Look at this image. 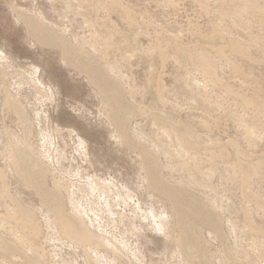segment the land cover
<instances>
[{
	"label": "rangeland",
	"instance_id": "1",
	"mask_svg": "<svg viewBox=\"0 0 264 264\" xmlns=\"http://www.w3.org/2000/svg\"><path fill=\"white\" fill-rule=\"evenodd\" d=\"M58 1H60V0H58ZM82 1L75 0V2H74L73 0H70V1L68 0L66 2V0H64L62 3H59V2H57V0H32L30 3V0H0V49L2 51H4V53H6L8 56H10L13 60L12 62H14V63H10V65H7V66L5 65V68H7V69H5L6 71L12 70V72H10V74H9L10 76H8V78H11V80L8 79L7 77L5 78V80L4 79L3 80L1 79L2 81L0 80V86H1L0 87L1 88L0 89V91H1L0 92V96H1V98H0V102H1L0 103V129L2 128L0 131L4 135L6 133L8 134V137H7V134L4 137V135L2 136V134L0 133V140H1L0 141V144H1L0 145V148H1L0 149V156H1L0 168L2 169L3 167L6 166L5 167L6 169L4 170V168H3V170L7 174V178H6L7 180L6 181L9 184V186L11 187L13 195H17V197L19 196L25 204L31 206L36 211V213L38 215L37 218H39L38 220L40 222V225H39L40 226V228H39L40 235L37 234V232H36V234L38 236L36 234H34L35 232L33 230H28V232L30 231V234L27 231L25 232L23 230H22V232L20 231V233L23 235V233L25 232L24 233L25 236L27 234H29L27 236V238L29 240H31V238H34L33 240H35L37 245L39 244V246H38V249H40L39 251L42 250L43 251V252L41 251L42 254L44 253L43 257L40 258L39 256L42 255L41 253L36 254V253L27 251L28 248L27 249H26V247L23 248V246L20 245L19 241H16L18 239H17V237H15L14 234H12V232L6 231V229H1V227H0V240H2V238H3L5 240H7L8 242H12L13 244L19 243V244H17V246H18L19 251L22 252V254H21V252H16V253H18V255L16 253L13 254L12 252L9 253L10 251H8V250H7V252H5L6 249L5 250L3 249L4 247L2 246V241H1L0 242L1 243L0 244V254H1L0 255V264H14V263L15 264H20V263L21 264H23V263L27 264L29 261L25 260L26 258H24V257H22L23 259L20 258L21 255H23V256L26 255L29 258H31L32 260L37 261V264H66V263L67 264H75V263L76 264H88V263L89 264L90 263L91 264H100V263L106 264L107 263V261H105L107 259H105V260L101 259L102 262L97 263V261L95 260V256H93L94 251H92V253H90L91 251H90V249H88L89 251H86V252H88V254L84 251V250H87V248H89V247L80 246L78 248V246H77V248L74 249V245H72L67 240L65 241V240L59 239L60 241H56L57 243L55 242V239H58L57 238L58 229H56V227L54 229V227L50 225L51 224L50 221L48 219H46V218H48L46 215L47 212L42 207L41 198H39L38 195L36 196V192L33 191L32 189H29L28 187L26 189L22 180L15 175L14 168L11 166L9 161L6 160V156L8 157V154L10 153V150H11V148H10V150H8L9 149L8 147L11 146L10 143L12 142L13 144L20 146V147L21 146L23 147L24 145L30 146L37 153L36 156L39 155L38 158H40L41 161H44L45 153H44V148H42L43 144H41V143H44L43 135L46 134V132H47L48 136L50 135V132H51V134H52L51 136L53 137L52 139H54L52 144L49 146L50 147L49 154H51V156L57 155L58 159L60 160L61 165L63 166V168H59V165L57 163L58 159H56V158H54V160L56 162L55 167L52 166L53 165L52 162H49V160H48L49 164H51L50 165L51 168H50V173L46 175L45 180L47 181L46 185L49 189L55 190V186H54L55 180H57V181L61 180V183H62L61 185H63L65 187V188L63 187V189H62L63 194H64V196H67L68 191L66 188H67V186H69V184H80V185L87 184V183H89V181H87V180H90L92 177V174H93V176L97 175L101 179H105V181H110V182L112 181V183L116 182L115 185H117L118 188H125L126 187V192H128V194L131 192L130 193L131 194L130 196L132 198L131 200H134V201L128 200V206H125L123 204L121 206L120 205L116 206L117 208H115V212L118 211V212H116V214L118 215V216L116 215V217H117L116 222H114V223L112 221H111L112 223L109 222L110 228L108 229L110 231L109 233H111V236H114V238L115 237L118 238L117 241H121L124 238L123 240H125V241L127 240L130 243V245L131 244L134 245L135 241L137 240V237L135 236V232H136L135 229H139V231H140L139 233L143 234L142 238H141L142 246H143L141 252L143 255L141 254V256L145 260L142 259V263H138V261L135 260L134 257H132L130 254H129V256L126 254L128 257H130L128 260L129 264H166V263L167 264H186V263L187 264H193V263L194 264H206V262H207V264L208 263L209 264H221V263L222 264H246V263L247 264L248 263L249 264L250 263L251 264H264V256H263L264 255L263 254L264 253V233H263L264 232V200H263L264 199V167H263V163L264 162H262V161H264V159H263L264 158V64H263L264 63V0H249V1L248 0H233V1H231V0H203L204 4H205V2H206V4H208V6L205 4V6L208 7V8L206 7L207 8L206 10L203 9V7H204L203 5H202L203 7H201V3L198 0H197V4L195 3L196 0L195 1L194 0H173V2H172V0L171 1L170 0L169 1L168 0H166V1L160 0L161 2L159 0H156V1L154 0V2H153V0H117V1L111 0V2L106 0V2L107 1L109 2V3L107 2L109 4V6L107 3H105V0H95V2L93 0H92V2H91V0H88V1H90L89 6L86 4V3H88L87 0L85 1V4H83L84 0H82ZM120 1L121 2L123 1V2L121 3ZM151 1H152V3H151ZM76 2H78V3L76 4ZM97 2H99V3L102 2V3L99 4ZM112 2H114V4ZM115 2H117V3L119 2L118 6H120L121 8H119V7L117 8L116 7L117 4ZM158 2H159V4L161 3L160 5H162V6L157 5ZM165 2L166 3L169 2L170 4L169 3L166 4ZM56 3L57 4L59 3L58 6ZM63 3H66L65 4L66 6ZM91 3L94 5H91ZM123 3H125V4H123ZM163 3H165V4H163ZM172 3H174L173 6H172ZM199 3H200V5H199ZM44 4H45V6H44ZM61 4H63V5L60 6ZM78 4H79V6L80 5L82 6V4H83V7H81V8L78 7V9L79 8L82 10L88 9L89 12H87L88 10L87 11L84 10L83 12H82V10H80V13H79L78 10H76ZM119 4H121V5H119ZM249 4L251 6L255 5L254 7H256V8H253L255 11L251 9L252 8L251 6L250 7L248 6ZM30 5H31V7H30ZM50 5H53V7H56L57 11L54 10L53 7ZM69 5H70V7H69ZM98 5H100V6L98 7ZM103 5H104V7H103ZM244 5H246V6H244ZM91 6L95 7V8H92ZM105 6H107L106 9H105ZM126 6H128V7H126ZM32 7H33V9H32ZM66 7L72 8L74 10H72V12H71L70 11L71 9H69V12H67L68 9ZM96 7H98V8H96ZM13 8H15V9H13ZM16 8H18L17 9L18 11L16 10ZM51 8H52V10H50ZM91 8H92V10H91ZM103 8H104V10H103ZM108 8H109V10H108ZM115 8H117L118 11H116ZM122 8L123 9L127 8V9H125V13L127 10H129L127 12L131 11L129 13V15H128V13H126L127 17L128 16H130V18H131V16H132V18L134 17L132 20L135 19L134 20L135 23L140 28L136 27L137 26L136 24H133L134 21L130 22L131 19L129 20V17L126 20V17H124L125 13H122V10H123ZM128 8H131V10ZM132 8H133V11H132ZM201 8L203 11L201 10ZM24 9L25 10L32 9V11H34V12L38 11L39 13L44 12L46 14V16L48 15L47 16L48 20L50 22H52L54 25L58 26V28L62 29V31H64L66 33V31L69 30V31H67L68 34L66 33L68 35L67 37L72 41H73V38L74 39L76 38V41L75 40L73 41L74 44H76L77 46H79V45L82 46L85 44L82 48L86 49V50L91 49L93 47L94 48L96 47L97 48L96 50L95 49L88 50V51L92 52L94 55L99 52L98 50L103 48L102 46L106 45V47H108L107 44H105V42H107L106 39L104 41V38H108L107 35H109V37H110L113 34L112 37H110V40L108 41V43L111 42V38H113V37L116 38L115 35H117V33L115 31H113V29L117 28L116 30H118L122 33L118 32V33H120L119 35H121V37H118L119 35H117L116 39H119V40L121 39V40L119 41V40H116L113 38L114 41L112 40V45L110 43V45L112 47H110V45H109L110 49L108 47V49L112 53H110L109 50H106L107 49L106 48L105 49L106 51H104V49H103V52L100 50L102 53L99 52L98 53L99 56H98V54L95 55V57H97L96 59L100 60V62L103 64L104 67H106L107 65H108L107 67H109L111 65L113 67H115L114 65H119V64H117L119 56H121V59H119V61H121L122 56L125 57V55H127L126 51L128 50L130 52V55H131L132 52L134 51L133 48L135 47L136 52L135 51L133 52V53H135V55H134L135 58L134 59L130 58L129 52L127 51L129 56L127 55L126 56L127 58H125V59L123 58L124 60H122L121 63L119 62L120 65L117 66L118 68L120 66L123 68V69L119 70V76L122 74V76H121L122 78L121 77L120 78H121L122 85L124 87V95H125L124 97L128 101V103H129L128 105L130 108L129 109L130 110V116H129L130 119L128 118L129 120L126 122L127 125L125 124L126 125L125 130L126 131L129 130L128 132L130 134H132V136H134L133 137L134 139H137L139 137L138 139L142 140L143 144L148 147V149L151 151L152 154L155 153L157 156H159V164H158V166L160 168L159 172L162 175L164 180L170 181L169 183L171 185L185 186L188 189L190 188L192 192L195 190L193 192V194H196L195 195L196 197L201 198V200L204 202V204L206 203L205 205L208 207V209H210L209 211L211 213L213 212L212 215L217 216L218 222L216 223L217 225H214V226L207 225V224L197 225L196 223L194 224L193 221L188 224V227L193 232V234H195V232H196L195 235L198 236V242H200L198 244V246H196L193 243L192 244L190 243L191 244L190 245V251L191 252L190 251L189 252L191 253V255L189 256V258H188V256L186 258L185 253L183 252V248L181 249L178 246V244H176L177 246L175 245L176 240H174V238L172 239L173 241L171 240L172 242L168 241L167 238L164 237V235L155 234V232L151 231V227L146 226L147 224L144 221L140 222L136 217H134L135 215L133 213V210H134V208L135 209L137 208V205L135 203H137L138 200H140L144 209L154 207V209L156 210V212H158V214L165 213L167 220L170 219V221H172V222H174L176 220V214H175V210L173 209L174 207L172 206L173 205L172 201L170 199H168L167 197L165 198V196H163L162 194H161L162 195L161 196L160 192H158V193H156L157 191L153 192V190L149 187V185L146 186V183H147L146 182V176H144L145 172H143V170H142V161L140 160V156H139L140 151L138 152V150L131 149V148L127 149V146L122 145L119 142L120 141L119 136L116 135L117 131L115 130V128L113 127L112 128L113 130L110 129L112 126L110 124L109 119L107 120V118H108V115L111 113L112 110L110 109L109 106L106 105V103L104 101H102V99L100 97L98 98L99 95H98V91H97L96 86L88 79V77H86L87 75L84 72H80L78 70L76 71L74 69H68L63 64L62 59H61L62 58L61 52L58 49L44 48V47H40V46L37 47V45L34 46L33 40H31L30 37L29 38L27 37L28 36L27 29L25 27H23L24 25H23L22 18H21L22 16L19 15V14L22 15ZM64 9L67 10V11H65L67 13V15L64 14L65 12L62 13V11H64ZM95 9L96 10L98 9L97 11L99 13H97V11ZM110 9L113 11L110 12ZM119 9L121 10V13H120ZM13 10H14V12H13ZM16 11H17V13H16ZM75 11H77V12H75ZM104 11L108 12L109 14H107ZM114 11H116V12L114 13ZM218 11L222 12L223 14L219 13ZM18 12H19V14H18ZM54 12H56V14ZM101 12L104 15H102ZM72 13H73V16H71ZM88 13H89V15H87ZM224 13H226V15H224ZM61 14H62V17L64 16L63 19L61 18ZM92 14H94V15H92ZM95 14H97V15H95ZM237 14H238V17L236 16ZM239 14H240V16H239ZM119 15L120 16L122 15V16L120 17ZM136 15H139V16H136ZM51 16H53V17H51ZM55 16H56L57 20L55 19ZM77 16L81 17V18H77ZM89 16H91L90 17L91 19L89 18ZM94 16H96V18L98 20L97 22L99 24L96 23V20H95L96 18ZM107 17H108V19H107ZM18 19L21 21H19ZM84 19H85V21H83ZM100 19H102V21ZM63 20H66V21H63ZM71 20L73 21V23L70 24V22H72ZM103 20H105V21H103ZM107 20H108V23L106 22ZM122 20L123 21L126 20V21H124V23H123ZM57 21H59L58 24H60V25H58L56 23ZM87 21H88L87 24L89 26H91L90 27L91 29L89 27H87L88 25L85 23ZM90 21H92V23L93 24L95 23L96 25L94 24V26H93L92 23L89 24ZM109 21H110V23H109ZM127 21H129L130 23ZM126 22H127V24H125ZM249 22L251 24H249ZM84 23L87 26H85ZM101 23H103V24H101ZM105 23L109 25V26L106 25V28L108 27L107 29L104 27ZM111 23L113 24V26ZM236 23H238L239 25ZM115 24L117 27H114ZM64 25L66 28L63 27ZM127 25H129V27H131V28H129ZM233 25H235V26H233ZM74 26H76V28ZM78 26H80V27H78ZM98 26H100V27H98ZM111 27H114V28L111 29ZM237 27L239 30L237 29ZM104 28L106 29L105 31H104ZM214 28H217L218 30L215 29L216 30L215 31ZM78 29H80V30H78ZM94 29H96V30H94ZM108 29H110L111 31H108ZM71 30H73V31H71ZM76 31H77V33H76ZM138 31L139 32L142 31V32L138 33ZM98 32H100V33H98ZM104 32H105V34H104ZM106 32H108V33L110 32V33L108 34ZM73 33L75 34V36ZM90 33L94 34V37L96 35L99 37V39H97V36L95 37L96 41H97L96 46L93 45V44H95L93 42V41H95V38L90 36V35H92ZM128 33H129V35H128ZM123 34H124L125 38L123 37ZM136 34H137V36H138V34L140 36H138V38L136 37V41H135V35ZM100 37H102V38H100ZM123 38H124V40L127 39V41L125 40V42L127 44L129 43L131 48L125 43L129 47V49H126L128 47L125 46L124 40H122ZM213 38H215V39H213ZM230 38H232V39L234 38L233 39L234 41L237 39L235 41L237 43V45L240 46V48L242 47L241 48L242 50L245 49V54L247 53L246 51H248V53L250 55H247L248 54L247 53L246 56H244L245 54L241 55L239 52H237L238 50H235V49H238L239 47L234 48V47H237V45H235L234 41ZM87 39H90V40H87ZM101 39L103 40V42ZM172 39H173V41H172ZM86 40L89 41L90 44L92 43L93 47L90 48V44H88L89 42H87V44L85 43ZM169 40H171V41H169ZM118 41L121 42L120 45L122 44L121 48L118 47L119 49H117V47H114V45H113L114 44L113 42H115L117 44ZM100 42H102V44ZM98 43H100V45ZM123 44L125 47L123 46ZM133 44H134V46H133ZM168 44H169V46H168ZM171 44H173V45H171ZM178 44H180L181 46ZM86 45H89V46H86ZM120 45H117V46H120ZM177 45H178V49H177ZM97 46H99V47H97ZM122 47H124V48H122ZM182 47H184V48H182ZM187 47H189V48L187 49ZM136 48L138 51L140 50L139 52H141L142 54H139V52L136 50ZM141 48H143V49H141ZM157 48H159V49H157ZM179 48H181V49H179ZM130 49H131V51H130ZM175 49H177V50H175ZM92 50H94V52ZM124 50H125V52H124ZM157 50H158V52H157ZM180 50H181V52L182 51L183 52L182 53L180 52L179 53L180 55H179L178 52ZM95 51H98V52H95ZM115 51H117L116 54L119 53L118 55H116V57H115ZM145 51H146V53H145ZM176 51H178V52H176ZM104 52H108L107 54H108L109 58L106 57L105 54H103ZM123 52H124V55H123ZM195 52H198L199 54L205 53L204 55H206V56L201 57L202 55L200 54L198 57V54L195 55ZM243 52H244V50H243ZM120 53H122V54L120 55ZM150 53H152V54H150ZM238 53L240 54L239 55L240 57L238 56ZM136 54H138L137 55L138 57L136 56ZM183 54H184V56H183ZM189 54L191 57L193 56L195 58H191L189 56ZM178 55L181 57H179ZM208 55L210 57H208ZM104 57H106V58H104ZM128 57L131 60H126V59H128ZM172 58H174V59H172ZM187 58H189V60ZM255 58L257 61L255 60ZM14 59L16 61H14ZM249 59L251 62H253V61L254 62L251 63L250 61H248ZM261 59H263V60L261 61ZM176 60L179 62H177ZM190 60L192 61V63ZM173 61H175V62H173ZM193 61H194L195 65L193 64ZM200 61H201V63H200ZM204 61L206 64L202 65L204 63ZM22 62H23V64H22ZM105 62H107V63H105ZM142 62H143V65L141 64ZM209 62H211V63H209ZM160 64H161V67H160ZM207 64L210 65V67L208 69H210L211 72L213 70L212 74L210 73V71H209V73L207 72V70H208L206 68ZM22 65H23V68L21 67ZM26 65H27V67H26ZM198 65H199V67H198ZM9 66H11L12 69H10ZM32 66H36L39 68L41 75H43L42 79H44V82L46 83V85L49 84L48 86L52 85V87H55L56 89H58V94H57L56 100L53 99L52 103L50 101L46 102L47 100L39 94L37 96L36 90L34 88V85L36 82L35 81H33V83L31 82L30 72H33L32 68H31ZM211 66H213L212 69H211ZM117 67H115L116 73H118ZM18 69L22 72V74ZM22 69H24V70H22ZM200 69L204 72H202ZM214 69H215V71H214ZM25 70H27V72ZM15 71L18 74L17 73L15 74ZM82 73L85 74L86 76L83 75ZM26 74L27 75L30 74V75L27 76ZM151 74H152V76H151ZM123 75L125 77H123ZM24 76H26V77L24 78ZM12 77H14V78H12ZM26 78H27V80H26ZM123 78H126V80ZM185 78H187V79H185ZM6 79L9 81H7ZM129 79H130V81H129ZM4 82L5 83L7 82L6 84H10V86L4 84ZM90 82H91V84H90ZM195 82H196V84H195ZM18 83H20V85ZM30 83H31V87H30ZM157 83H159V84L157 85ZM143 85H145V86H143ZM188 85H191L189 87L190 89L187 88ZM19 88H20V90H19ZM22 88H24L25 90ZM161 88H163L166 91H164ZM196 88H197V90H196ZM94 89H96V90H94ZM186 89H189V90H192L195 92L192 93V91H189ZM4 90L5 91L8 90V91L5 92ZM23 91H26V92H23ZM96 92H97V94H96ZM3 93H5V94H3ZM7 93H8V95H7ZM189 93H191V94H189ZM25 94H27V95H25ZM161 94H162V96H161ZM157 95L158 96L160 95V96L158 97ZM7 96H9V98ZM14 96L15 97L18 96V98L21 99V100H19L17 98L20 101L19 104L22 107H24L28 112L27 116L29 119V123L31 125V130L33 132L31 131V134L28 136L29 139L26 140L27 143L25 142V139L27 138V137H25L26 135L25 134H23L24 136L22 135V131L24 133V128L20 127L22 124L20 122H18L17 115H15V113H13L14 111H11V113L7 112L8 107H10V105H11V104L9 105L7 103L8 99H10L9 102H11L14 100V98H15ZM39 96H41V97H39ZM26 97L27 98L30 97V99L29 98L26 99ZM37 97H38V99H37ZM160 97H162V99L165 100V103L166 104L168 103V104L166 105L165 103H163V104H165L163 106V104H161L163 101H161ZM22 100H23V102H22ZM246 100L248 102L250 100L251 102L247 103ZM3 101L4 102L6 101L5 104L3 103ZM32 101L35 103H33ZM159 101H161V102H159ZM30 102L32 105L30 104ZM101 103L102 104L104 103L105 107L102 108L103 105ZM193 103H195V104H193ZM169 104L172 106L170 107ZM6 105H9V106L7 107ZM37 105H39V106H37ZM3 106H4V109H3ZM5 106H6V108H5ZM33 106H37V107H33ZM27 107H29L30 110ZM11 108H12V106H11ZM101 108L103 111L101 110ZM1 109L4 111L2 112ZM5 109H6V111H5ZM32 109H34V111ZM104 109L106 111V114H105ZM8 110H12V109L9 108ZM37 110H39V111H37ZM107 110H108V112H107ZM1 112H2V114H1ZM39 113L42 115V116L40 115L42 117V119H39V117H38ZM159 114H162L161 116L165 115L164 116V117H166L165 119L168 120L169 122H173V123L178 122L179 124L184 123V125L188 124L190 134L193 133V135L195 137H197V139L195 138L196 140L194 141V143L195 142L197 144L199 143L198 147L195 144L193 145L194 148L192 147L194 149V150L192 149L194 154L193 153L190 154L192 151L191 148H189L191 150L190 153L187 154V152H189V151H186L184 149H183L184 153H182V151H181L182 149L180 148V145L178 146L179 143L176 144V142L172 136L170 139H167L168 137L165 139L166 143H168V144H166L164 142L165 141L164 139H161L163 137L165 138L166 136H164L163 133H161V132H163V129L160 130L161 128H163V126H162L163 121L160 119L158 120ZM36 116L39 120L38 119L36 120V118H35ZM106 116H107V118H105ZM156 116H158V117H156ZM45 117L48 119H45ZM254 119H255V121H253ZM41 120H42V123H40ZM246 124H248V125H246ZM34 125H35V127H34ZM38 125H39V128H37ZM205 125H206V127H205ZM243 125H245V126H243ZM247 126L249 128H250V126H252L251 128H253V127L254 128L249 129ZM106 127H108V128H106ZM44 128H45V130H43ZM58 128H59V130H57V132L60 131L59 132L60 134L55 131ZM6 129L7 130L9 129L10 132L6 131ZM71 130L74 131V134L70 133ZM251 130L255 131V132L252 131L254 133V135L252 136L253 138H251V134H250V133H252ZM139 131H140V133L143 132L145 134V136L147 135V138L145 136L143 137V135H144L143 133H142L143 135L139 134ZM247 131H249L250 133L247 134ZM3 132H5V133H3ZM35 132H36L37 136L34 135ZM40 133L41 134L43 133L42 136ZM160 133L162 136H160ZM9 134L10 135L12 134V135L10 136ZM13 134H14V137L17 138V139L15 138L16 140L11 139V138H14V137H12ZM136 134H139V135H136ZM249 135H250L251 139L248 137ZM259 136H260V138H259ZM75 137H76V139H77V137H81L86 142L88 156H89L88 159H90L89 162L84 160L86 158L85 155H83V154L81 155L82 150L78 146V141L75 139ZM157 137H160L159 140H157L158 139ZM246 137H247V139H246ZM257 137H258V139H257ZM23 139H24V141L22 142ZM114 139H116V140H114ZM145 139H147L148 142ZM148 139H150L157 146L154 145V147H153V145H151L152 142ZM28 140H30V141H28ZM167 140H169L171 143L168 142ZM2 141H4V142H2ZM16 141H18L19 144H17ZM37 141L39 144L37 143ZM40 141H41V143H40ZM117 141H118V143H117ZM158 141H160V143H157ZM23 143H25V144H23ZM161 143H163V144L161 145ZM8 144L10 146H8ZM40 144H41V146H40ZM165 144L168 146H166ZM205 144H206V146H205ZM207 144H209V145H207ZM33 147H35V148L37 147V148L35 149ZM168 147H169V149L171 147L172 152H175V154L171 155L172 154L170 151L171 149L169 150ZM172 147H174V149L176 151L173 150ZM177 147H179V149H180L179 150L180 153L178 155H177V152H178ZM150 148H153V149L151 150ZM3 149L4 150L6 149V150L4 151ZM195 150H197L196 152L198 154H196ZM220 151L222 154L224 152L223 155L220 153L222 155V158H221V155L219 154ZM166 152H168V153L165 155ZM213 152H214V154H212ZM4 153H6V155ZM169 153H171L170 154L171 157H170V155L168 156ZM181 154H185V155L182 156ZM175 155L178 157H179V155L182 157H185L187 160L185 158L181 159V157L178 158ZM188 155H189V157H188ZM194 155L196 156V162L198 164H200V165L196 164L198 167V168L195 167L196 170L193 169L194 168L193 166H196V165H194L196 163ZM217 155H219V157ZM214 156H215L216 160L211 161L214 158ZM239 156H241V157H239ZM169 157L172 158L173 160L170 159ZM190 157L191 158L194 157V160H192V162L194 164L191 163ZM227 157H228V159H227ZM260 158H262V159H260ZM181 160H183V161H181ZM5 161H7V162H5ZM91 161H92V163H91ZM173 161H174L175 165H177L178 163L180 165H182V162L184 165L185 164L184 161H186L189 166L186 164L185 165L186 167H183V165L180 167V165L178 164V167H176L175 165H174V167H172ZM238 161H240L243 165H245L246 163L247 164L249 163L248 164L249 166L250 165L253 166L255 163L259 164L260 161H261L260 164H262V166L257 164L258 166H261L260 168L258 166H256V164L254 165V167L258 168L260 172L258 170H256L257 173L254 172L255 174L250 175L252 177L250 179L248 178L250 181L248 180L247 182H245V185L241 184L242 181L244 183V177H243L244 174H242V172L239 169H237L241 165L240 162H238ZM212 162H213V165H212ZM4 163H6V164H4ZM236 163H237V165H236ZM210 164H211V166H209ZM238 164H240V165H238ZM234 166L235 167L239 166V167L235 168ZM175 167H176V169H175ZM179 168H181L182 170H179ZM185 168H186V170H185ZM11 169H12V171H11ZM233 169L235 170V172ZM6 170H8V172ZM72 172L73 173L76 172L75 174L79 175L78 176L79 179L76 177H73L74 174ZM65 173H67V174H65ZM85 173H86V175H85ZM205 174L206 175L208 174V175L206 176ZM51 175L53 176V179H52ZM203 175H204V178H203ZM179 176H181V177L179 178ZM191 177H194V178L191 179ZM257 177H258V179L259 178L260 179L258 180ZM81 178H83V179H81ZM201 178H203V179L201 180ZM207 178H208V180H207ZM198 179L200 180V182ZM206 180L210 184L206 183V185H205L204 182H207ZM144 181H145V183H144ZM192 181H193V183L195 182L196 184L194 185L192 183ZM233 181H234V183H233ZM179 183H180V185H179ZM201 183H202V185H201ZM127 185H129V186H127ZM196 185H198V186H196ZM243 185L245 187H243ZM202 186H207V187H210L211 189H209L207 187L202 188ZM2 189H3V183L0 182V194L1 195H2V193H1ZM216 189H218V190L216 191ZM242 190L244 192H242ZM245 191L247 194L245 193ZM251 192H252V194H251ZM243 196H244V198H243ZM248 197H249V201H248ZM243 199H245V200L243 201ZM99 200L100 199H98L96 201V203L98 202L96 205L95 200L92 199L90 195H87L85 197L84 201L82 200L81 204H83L85 208L92 210L95 214H97L98 209H101V207L104 206L103 199L101 201H99ZM0 201H1V203H0V214H4L9 210L11 213L13 212V210H14L13 208H15V207H14L13 202L10 199L8 200V198L6 199V196L2 195V196H0ZM210 201H212L213 203L215 202L216 204L214 205ZM255 201H256V203H255ZM6 203H7V205H6ZM153 203L155 206L153 205ZM69 206L70 205L68 204L67 209L69 208V211H70V209L72 211L71 206L70 207ZM214 206H215V208H217V207L218 208L215 209ZM229 206H231V207H229ZM258 206H260V207H258ZM5 207H6V209H7V207L9 209H7V211H5V209H4ZM229 208H231V209L229 210ZM163 209H164V211H161ZM222 209H224V211ZM225 210H226V212H225ZM159 212H161V213H159ZM247 212H248V214H247ZM243 213H245V215ZM90 215L91 216L93 215L92 218L95 222L97 220V217L92 213H90ZM107 215L108 214H105V215L102 214L101 217L98 216L99 219H102L100 221L101 224L108 225ZM119 215H124L123 216L124 219H119L118 218V217H120ZM243 216H245V217H243ZM171 218H173V219H171ZM132 221H133V224H131ZM250 222H252V225L255 226L254 228H257V229H254L252 225L248 226L250 224ZM151 223H152V221H151ZM172 224L174 225V223H172ZM106 225H104V226H106ZM194 225H196V226H194ZM231 225H235L236 227L234 228V226L232 227ZM141 226H143L144 230L142 229ZM144 227H146V228H144ZM214 227L216 229H214ZM248 227H251V228H248ZM231 228H234V230L232 229L234 233H231L232 232ZM176 229H174V232H173L175 239L178 238V236H179V231H178V229L177 230ZM251 229H252V231H251ZM253 230H255L254 231L255 235H254ZM246 231H248V232H246ZM31 232H32V234H31ZM218 232L220 235L223 236V238L221 237L222 239L219 238ZM250 232H252V233L250 234ZM256 232H257V234H256ZM1 235H3V236L1 237ZM12 235H14V237ZM31 235L32 236L34 235V236L32 237ZM35 235L39 238H36ZM4 236H5V238H4ZM30 236H31V238H29ZM58 236L60 238L61 235L58 234ZM249 236H250V238H249ZM45 239H46V241H45ZM203 241H205V242H203ZM225 242H227V243H225ZM51 243H53V244H51ZM117 244H118V242H117ZM62 245H63V247H62ZM118 246L121 247L120 244ZM248 247H249V249H248ZM72 249H74V250H72ZM255 250H257V251H255ZM192 251H193V253H192ZM253 251L255 253H253ZM172 252H173V254H172ZM196 252L198 254H196ZM223 252H225V254ZM179 253L180 254L183 253V254L180 255ZM170 254H172V255H170ZM221 254L223 256H221ZM87 255H88L89 259L87 258ZM178 255H180V257H182L183 260ZM196 255H199V256L196 257ZM228 255H230L229 258H228ZM45 256H47V257H45ZM85 256H86V258H85ZM91 256H92V259L90 258ZM105 256H108L111 259L113 258L112 254H106ZM232 257H233V259H231ZM235 258L237 259V261ZM90 259L92 261H90ZM206 259H207V261H206ZM93 260H94V262H93ZM131 260H133V261H131ZM239 261H240V263H238Z\"/></svg>",
	"mask_w": 264,
	"mask_h": 264
},
{
	"label": "bare ground",
	"instance_id": "2",
	"mask_svg": "<svg viewBox=\"0 0 264 264\" xmlns=\"http://www.w3.org/2000/svg\"><path fill=\"white\" fill-rule=\"evenodd\" d=\"M31 1L32 0H30V3H31ZM62 0H60V1H58L57 0V2H59V3H62L61 2ZM68 0H66V2H67ZM70 1V0H69ZM74 2H75V0H73ZM80 1H82V0H80ZM85 1L86 0H84V3L83 4H85ZM88 1V0H87ZM94 2H95V0H93ZM108 1H110L111 2V0H108ZM107 1V2H108ZM115 1H117V0H115ZM156 1V0H155ZM160 1V0H159ZM164 1V0H163ZM166 1V0H165ZM169 1V0H168ZM171 1V0H170ZM195 1V0H194ZM200 3H201V7H203V9H207L208 7V4H206V2H205V4L207 5V6H205V4H204V2H203V0H198ZM231 1H233V0H231ZM249 1V0H248ZM34 2V1H33ZM43 2V1H42ZM48 2V1H47ZM46 2V3H47ZM51 2V1H50ZM83 2V1H82ZM90 1H88V3H89ZM91 2H92V0H91ZM106 2V0H105V3H107ZM121 2V1H120ZM123 2V1H122ZM121 2V3H122ZM153 2H154V0H153ZM161 2V1H160ZM172 2H173V0H172ZM40 3V2H39ZM58 3V4H59ZM69 3V2H68ZM78 2H76V4H77ZM88 3H86L88 6L90 5V3L88 4ZM97 3H99V2H97ZM102 3V2H101ZM101 3H99V4H101ZM109 3V2H108ZM107 3V4H108ZM113 4H114V2H112ZM116 4H117V8L119 7V8H121L120 6H118V3L117 2H115ZM151 3H152V1H151ZM166 3V2H165ZM165 3H163V4H165ZM167 3H169V2H167ZM166 3V4H167ZM196 4H197V0H196V2H195ZM194 3V4H195ZM200 3H199V5H200ZM28 4V3H27ZM34 4V3H33ZM54 4V3H53ZM57 4V3H56ZM58 4H57V6H58ZM64 5L66 4V3H63ZM63 4H61L60 6H62ZM70 4V3H69ZM83 4H82V6L80 5L79 6V4H78V6H77V9L76 10H78V12L80 13V10H82V9H80L81 7H83ZM96 4V3H95ZM104 4V3H103ZM112 4V5H113ZM123 4H125V3H123ZM161 4V3H160ZM159 4V2L157 3V5H160ZM170 4V3H169ZM176 4V3H175ZM55 5V4H54ZM91 5H94V4H92L91 3ZM119 5H121V4H119ZM174 5V3H172V6ZM198 5V6H199ZM203 5V6H202ZM34 6V5H33ZM44 6H45V4H44ZM47 6V5H46ZM49 6V5H48ZM50 6H52L53 7V5H50ZM66 6V5H65ZM72 6V5H71ZM100 5H98V7H99ZM108 6H109V4H108ZM123 6V5H122ZM160 6H162V5H160ZM244 6H246V5H244ZM249 7L251 6L250 4L248 5ZM255 6V5H254ZM254 6H251L252 8V10H254L253 8H256V7H254ZM30 7H31V5H30ZM42 7V6H41ZM64 7V6H63ZM62 7V8H63ZM68 7V6H67ZM66 7V8H67ZM69 7H70V5H69ZM78 7H80L79 9H78ZM87 7V6H86ZM92 7V6H91ZM98 7H96V8H98ZM102 7V6H101ZM103 7H104V5H103ZM106 7L107 6H105V9H106ZM112 7V6H111ZM126 7H128V6H126ZM207 7V8H206ZM37 8V7H36ZM35 8V9H36ZM39 8V7H38ZM49 8V7H48ZM59 8V7H58ZM88 8V7H87ZM92 8H95V7H92ZM92 8H91V10H92ZM110 8V7H109ZM109 8H108V10H109ZM114 8V7H113ZM117 8H115L116 9V11H118L117 10ZM124 8V7H123ZM122 8V9H123ZM13 9H15V8H13ZM18 8H16V10H17ZM20 9V8H19ZM32 9H33V7H32ZM32 9H28V10H23V13H22V15L21 14H19V12H18V14L20 15V16H22L21 18H22V22H23V27H25L26 29H27V34H28V38L30 37V39L31 40H33V44H34V46H36L37 45V47L38 46H40V47H44V48H54V49H58L60 52H61V59H62V62H63V64L68 68V69H74V70H78V71H80V72H84L85 74H83V75H85L86 77H88V79L96 86V88H97V91H98V98L100 97L101 99H102V101H104L105 103H106V105L107 106H109L110 107V109L112 110L111 111V113L108 115V118H107V116L105 117V118H107V120L109 119V121H110V124H111V128L110 129H112L113 127L115 128V130L117 131V136H119V142L122 144V145H125V146H127V149L128 148H131V149H135V150H138V152L140 151V154H139V156H140V160L142 161V170H143V172H145V175L144 176H146V186H148L149 185V187L153 190V192H155V191H157L156 193H158V192H160V195L162 194L163 196H165V198L167 197L168 199H170L171 201H172V203H173V209L175 210V214H176V220L174 221V222H172V221H170V219L169 220H167V218H166V216H165V213H162V214H158V212H156V210L154 209V207H150V208H146V209H144V207H143V205H142V203H141V201L140 200H138V202L137 203H135L136 205H137V208L135 209L134 208V210H133V213H134V217H136L140 222H142V221H144L147 225V227H151V231H153V232H155V234H161V235H164V237L165 238H167V240L168 241H171L173 238H174V240H176V243H175V245L176 244H178V246L182 249L183 248V252L185 253V256H186V258H187V256H188V258H189V256L191 255V251H190V245L193 243V244H195L196 246H198V244L200 243V242H198V236L197 235H195L196 234V232H195V234H193V232L189 229V227H188V224L190 223V222H192L193 221V223L195 224H197V225H199V224H207V225H212V226H214V225H217L216 223L218 222V220H217V216H215V215H212V213L209 211L210 209H208V207L204 204V202L201 200V198H199V197H196L195 195L196 194H193V192L195 191H191V189L189 188H186L185 186H178V185H171L169 182L170 181H167V180H164L163 179V177H162V175L160 174V172H159V166H158V164H159V156H157L155 153V155L154 154H152L151 153V151L148 149V147L146 146V145H144L143 144V142H142V140H140V139H138L137 137V139H134L133 137L134 136H132V134H130L128 131H126L125 130V126L127 125V121L130 119L129 118V116H130V108H129V103H128V101L125 99V95H124V87H123V85H122V82H121V76H122V74L119 76V70H121V69H123L121 66V68L119 67H117V66H119L120 65V63L122 62V60H124L125 58H127L126 56L128 55V52L126 51V53H127V55H125V57L124 56H122V60L121 61H119V59H121V56H119V58H118V63L117 64H119V65H114L115 67H117V72L118 73H116V68L115 67H113L112 65V67L111 66H109V67H107L106 65V67H104L103 66V64L100 62V60H97L96 58L97 57H95V55L96 54H98L99 52H103V49H104V51H106V50H109L110 49V47H112L111 45H112V40H113V38H111V42H109L108 43V41L110 40V37H112V35L109 37V35H107L108 36V38H104V41H105V39H106V41L107 42H105V44H107V46L109 47V45H110V43H111V45H110V47H109V49H108V47H106V45H104V46H102L103 48H101L100 50H98V51H95V52H98V53H96L95 55L92 53V52H90V51H88V50H91V49H97L96 47L94 48L93 46H92V43L90 44V42L89 41H87V40H90V39H87L86 40V44H87V42H89L88 44H90V48L91 47H93V48H91V49H88V50H86V49H83L82 47L85 45H82V46H77L76 44H74L73 43V41L75 40L76 41V38L74 39L73 37V41L72 40H70L67 36V31H69V30H67L66 31V33L64 32V31H62V29H60V28H58V26H56V25H54L52 22H50L49 20H48V18H47V16H46V14L44 13V12H34V11H32ZM53 9L54 10H56L57 11V8L56 7H53ZM68 9V11L67 10H65L64 9V11H62V13L63 12H65V11H67V12H69V9H71L70 11L72 12V10H74V9H72V8H67ZM90 9V8H89ZM101 9V8H100ZM125 9H127V8H125ZM125 9H123L122 10V13H125ZM128 9H130L131 10V8H128ZM218 9V8H217ZM216 9V10H217ZM22 10V9H21ZM50 10H52V8L50 9ZM84 10H88V9H84ZM84 10H82V12L84 11ZM96 10V9H95ZM98 10V9H97ZM96 10V11H97ZM103 10H104V8H103ZM120 10V9H119ZM201 10H202V8H201ZM204 10V11H205ZM222 10V9H221ZM235 10V9H234ZM260 10V9H259ZM18 11V10H17ZM17 11H16V13H17ZM100 11V10H99ZM107 11V10H106ZM106 11H104V12H106ZM111 11H113V10H111L110 9V12ZM116 11H114V13L116 12ZM127 11H129V10H127ZM126 11V13H128V15H129V13L131 12H127ZM132 11H133V8H132ZM203 11V10H202ZM209 11V10H208ZM255 11V10H254ZM13 12H14V10H13ZM75 12H77V11H75ZM74 12V13H75ZM87 12H89V10L87 11ZM86 12V13H87ZM138 12V11H137ZM201 12V11H200ZM219 12V11H218ZM247 12V11H246ZM55 14H56V12H54ZM61 13V12H60ZM85 13V12H84ZM92 13V12H91ZM97 13H99L98 11H97ZM102 13V12H101ZM107 14H109L108 12H106ZM120 13H121V10H120ZM125 13V16L124 17H126V20L128 19V17H129V20L131 19V21L130 22H133L134 20H132L133 18H132V16H131V18H130V16H128L127 17V14ZM219 13H221V14H223L222 12H219ZM65 15H67V13L65 12L64 13ZM63 14V15H64ZM77 14V13H76ZM106 14V15H107ZM134 14V13H133ZM141 14V13H140ZM213 14V13H212ZM217 14V13H216ZM18 15V16H19ZM59 15V14H58ZM78 15V14H77ZM87 15H89V13L87 14ZM91 15V14H90ZM92 15H94V14H92ZM95 15H97V14H95ZM102 15H104L103 13H102ZM112 15V14H111ZM114 15V14H113ZM124 15V14H123ZM218 15V14H217ZM224 15H226V13H224ZM71 16H73V13H72V15ZM108 16V15H107ZM120 16V15H119ZM122 16V15H121ZM120 16V17H121ZM136 16H139V15H136ZM141 16V15H140ZM143 16V15H142ZM219 16V15H218ZM237 17H238V14L236 15ZM239 16H240V14H239ZM51 17H53V16H51ZM59 17V16H58ZM64 17V16H63ZM63 17H62V14H61V18L63 19ZM75 17V16H74ZM88 17V16H87ZM91 16H89V18H90ZM95 18H96V16H94ZM106 17V16H105ZM220 17V16H219ZM236 17V18H237ZM242 17V16H241ZM240 17V18H241ZM20 18V17H19ZM77 18H81V17H78L77 16ZM86 18V17H85ZM88 18V19H89ZM207 18V17H206ZM222 18V17H221ZM226 18V17H225ZM55 19H56V16H55ZM68 19V18H67ZM76 19V18H75ZM74 19V20H75ZM91 19V18H90ZM107 19H108V17H107ZM121 19V18H120ZM231 19V18H230ZM242 19V18H241ZM19 20V19H18ZM51 20V19H50ZM57 20V19H56ZM94 20V19H93ZM96 20V23H98L97 21V18L95 19ZM101 21H102V19H100ZM126 20H124V21H126ZM19 21H21V20H19ZM63 21H66V20H63ZM72 21V20H71ZM83 21H85V19L83 20ZM103 21H105V20H103ZM124 21L122 20V22L124 23ZM236 21V20H235ZM54 22V21H53ZM62 22V21H61ZM79 22V21H78ZM107 23H108V20L106 21ZM127 22H129V21H127ZM127 22L125 23V24H127ZM129 22V23H130ZM244 22V21H243ZM57 24L59 23V21H57L56 22ZM63 23V22H62ZM61 23V24H62ZM71 23H73V21L72 22H70V24ZM86 24L88 23V21L87 22H85ZM85 23H84V25H85ZM92 23V21H90V23L89 24H91ZM109 23H110V21H109ZM235 23V22H234ZM242 23V22H241ZM69 24V23H68ZM77 24V23H76ZM75 24V25H76ZM93 24V23H92ZM95 24V23H94ZM94 24H93V26H94ZM99 24V23H98ZM101 24H103V23H101ZM112 24V23H111ZM120 24V23H119ZM133 24H136L135 23V21H134V23ZM132 24V25H133ZM210 24V23H209ZM236 24H238V23H236ZM249 24H251L250 22H249ZM58 25H60V24H58ZM83 25V24H82ZM88 25V24H87ZM87 25H85V26H87ZM96 25V24H95ZM105 26V28H106V25H108V24H104ZM130 25V24H129ZM129 25H127L128 27H129ZM137 25V24H136ZM135 25V26H136ZM239 25V24H238ZM237 25V26H238ZM101 26V25H100ZM100 26H98V27H100ZM109 26V25H108ZM111 26V25H110ZM112 26H113V24H112ZM131 26V25H130ZM233 26H235V25H233ZM62 27V26H61ZM63 27H65V25L63 26ZM62 27V28H63ZM70 27V26H69ZM75 28H76V26H74ZM78 27H80V26H78ZM87 27H91V26H87ZM102 27V26H101ZM114 27H117L116 26V24H115V26ZM114 27H111V29L112 28H114ZM132 27V26H131ZM131 27H129V28H131ZM136 27H138V25L136 26ZM217 27V26H216ZM226 27V26H225ZM66 28V27H65ZM72 28V27H71ZM104 28V31L108 28H106L105 29ZM138 28H140V27H138ZM213 28V27H212ZM219 28V27H218ZM248 28V27H247ZM81 29V28H80ZM80 29H78V30H80ZM91 29V28H90ZM99 29V28H98ZM117 29V28H116ZM115 28L113 29V31H115L116 33H117V35H119L120 33H122V32H120V31H118V30H116ZM134 29V28H133ZM136 29V28H135ZM218 30L217 28H214V30ZM234 29V28H233ZM237 29H238V27H237ZM76 30V29H75ZM93 30V29H92ZM91 30V31H92ZM94 30H96V29H94ZM102 30V29H101ZM139 30V29H138ZM215 30V31H216ZM223 30V29H222ZM239 30V29H238ZM71 31H73V30H71ZM90 31V30H89ZM108 31H111L110 29H108ZM123 31V30H122ZM221 31V30H220ZM101 32V31H100ZM100 32H98V33H100ZM118 32H120V33H118ZM132 32V31H131ZM140 32H142V31H140ZM139 31H138V33H140ZM76 33H77V31H76ZM96 33V32H95ZM97 33V34H98ZM106 33H108V32H106ZM110 33V32H109ZM108 33V34H109ZM223 33V32H222ZM74 34V33H73ZM90 34H92V33H90ZM104 34H105V32H104ZM217 34V33H216ZM215 34V35H216ZM96 35V34H95ZM117 35H115V37L117 38ZM128 35H129V33H128ZM160 35V34H159ZM212 35V34H211ZM218 35V34H217ZM74 36H75V34H74ZM90 36H92L93 38H95L94 37V34H92V35H90ZM138 36H140L139 34H138ZM138 36H137V34L135 35V41H136V37L138 38ZM147 36V35H146ZM230 36V35H229ZM105 37V36H104ZM118 37H121V35H119ZM123 37H124V34H123ZM134 37V36H133ZM172 37V36H171ZM176 37V36H175ZM210 37V36H209ZM212 37V36H211ZM214 37V36H213ZM79 38V37H78ZM92 38V39H93ZM100 38H102V37H100ZM116 38H114V39H116ZM125 38V37H124ZM124 38L122 39V40H124ZM217 38V37H216ZM29 39V40H30ZM80 39V38H79ZM97 39H99V37L97 36ZM133 39V38H132ZM171 39V38H170ZM181 39V38H180ZM212 39V38H211ZM213 39H215V38H213ZM230 39H232V38H230ZM234 39V38H233ZM232 39V40H233ZM236 39V38H235ZM30 40V41H31ZM94 40V39H93ZM92 40V41H93ZM102 40V39H101ZM116 40H119V39H116ZM115 40V41H116ZM121 40V39H120ZM119 40V41H120ZM126 41H127V39H125ZM125 40H124V44L126 43L125 42ZM134 40V39H133ZM175 40V39H174ZM210 40V39H209ZM208 40V41H209ZM237 40V39H236ZM235 40V41H236ZM83 41V40H82ZM81 41V42H82ZM114 41V40H113ZM117 42V44L115 43V42H113L114 44V47H117V49H119L118 47H120L121 48V46H122V44L120 45V43L121 42ZM157 41V40H156ZM169 41H171V40H169ZM172 41H173V39H172ZM212 41V40H211ZM210 41V42H211ZM234 41V40H233ZM234 41V43H235V45H237V43ZM95 44H93L94 46H96V38H95V41H93ZM102 42H103V40H102ZM102 42H100L101 44H102ZM204 42V41H203ZM100 43H98L99 45H100ZM174 43V42H173ZM179 43V42H178ZM231 43V42H230ZM233 43V42H232ZM97 44V45H98ZM124 44H123V46H124ZM127 44V43H126ZM125 44V46L126 47H130V45H129V43L126 45ZM156 44V43H155ZM158 44V43H157ZM260 44V43H259ZM117 45H120V46H117ZM171 45H173V44H171ZM178 45H180V44H178ZM178 45H177V49H178ZM233 45V44H232ZM86 46H89V45H86ZM124 46V47H125ZM133 46H134V44H133ZM168 46H169V44H168ZM181 46V45H180ZM97 47H99V46H97ZM113 47V48H114ZM124 47H122V48H124ZM129 47L128 48H126V49H129ZM167 47V46H166ZM171 47V46H170ZM175 47V46H174ZM200 47V46H199ZM203 47V46H202ZM240 48V46H238L237 45V47H234V48ZM107 48V49H106ZM131 48V47H130ZM182 48H184V47H182ZM189 47H187V49H188ZM198 48V47H197ZM196 48V49H197ZM223 48V47H222ZM235 49V50H238L237 52H239L241 55H244L245 54V49H243L244 50V52H243V50L240 48V49ZM42 49V48H41ZM106 49V50H105ZM116 49V50H117ZM134 49V51H135V47L133 48ZM132 49V50H133ZM141 49H143V48H141ZM151 49V48H150ZM157 49H159V48H157ZM174 49V48H173ZM177 49H175V50H177ZM179 49H181V48H179ZM195 49V48H194ZM247 49V48H246ZM122 50V49H121ZM120 50V51H121ZM136 50H137V48H136ZM183 50V49H182ZM233 50V49H232ZM242 50V51H241ZM93 52H94V50H92ZM119 51V52H120ZM130 51H131V49H130ZM133 51V52H134ZM138 51V50H137ZM140 51V50H139ZM138 51V52H139ZM150 51V50H149ZM153 51V50H152ZM185 51V50H184ZM188 51V50H187ZM186 51V52H187ZM196 51V50H195ZM101 52V53H102ZM109 52H110V50H109ZM116 52L117 51H115V57H116V55H118V54H116ZM124 52H125V50H124ZM124 52H123V55H124ZM132 52V54L130 55V52H129V55H130V58H135V53H133ZM136 52V51H135ZM154 52V51H153ZM157 52H158V50H157ZM161 52V51H160ZM165 52V51H164ZM176 52H178V51H176ZM181 52V50L178 52V54ZM183 52V51H182ZM181 52V53H182ZM242 52V53H241ZM247 53H248V51H246ZM108 52H104L103 54H105L106 55V57H108V54H107ZM110 53H112V52H110ZM114 53V52H113ZM145 53H146V51H145ZM149 53V52H148ZM162 53V52H161ZM185 53V52H184ZM190 53V52H189ZM238 53V56L240 55ZM246 53V54H247ZM122 53H120V55H121ZM139 54H142L141 52H139ZM150 54H152V53H150ZM155 54V53H154ZM157 54V53H156ZM167 54V53H166ZM174 54V53H173ZM192 54V53H191ZM198 54V57H199V55L201 54H199L198 52H195V55H197ZM205 53H203V54H201L202 56L201 57H205L206 55H204ZM235 54V53H234ZM237 54V53H236ZM246 54L244 55V56H246ZM104 55V56H105ZM114 55V54H113ZM128 55V56H129ZM138 54H136V56H137ZM146 55V54H145ZM160 55V54H159ZM164 55V54H163ZM180 55V54H179ZM178 55V56H179ZM186 55V54H185ZM204 55V56H203ZM210 55V54H209ZM208 55V57H210ZM247 55H250L249 53L247 54ZM98 56H99V54H98ZM132 56V57H131ZM153 56V55H152ZM165 56V55H164ZM167 56V55H166ZM169 56V55H168ZM183 56H184V54H183ZM182 56V57H183ZM187 56V55H186ZM185 56V57H186ZM189 56H190V54H189ZM237 56V55H236ZM103 57V56H102ZM106 57H104V58H106ZM138 57V56H137ZM136 57V58H137ZM140 57V56H139ZM146 57V56H145ZM149 57V56H148ZM177 57V56H176ZM179 57H181V56H179ZM188 57V56H187ZM191 57V56H190ZM200 57V58H201ZM215 57V56H214ZM217 57V56H216ZM240 57V56H239ZM250 57V56H249ZM109 58V57H108ZM124 58V59H123ZM147 58V57H146ZM160 58V57H159ZM158 58V59H159ZM165 58V57H164ZM169 58V57H168ZM191 58H195V57H191ZM246 58V57H245ZM254 58V57H253ZM150 59V58H149ZM152 59V58H151ZM170 59V58H169ZM172 59H174V58H172ZM176 59V58H175ZM188 60H189V58H187ZM197 59V58H196ZM205 59V58H204ZM207 59V58H206ZM241 59V58H240ZM244 59V58H243ZM247 59V58H246ZM104 60V59H103ZM102 60V61H103ZM126 60H131V59H129V57H128V59H126ZM137 60V59H136ZM166 60V59H165ZM168 60V59H167ZM218 60V59H217ZM245 60V59H244ZM255 60H256V58H255ZM263 59H261V61H262ZM13 60H12V58L10 57V56H8L6 53H4V51H2L1 49H0V80L2 79H4L5 80V78L7 77L8 78V76H10L9 74H10V72H12V70L11 71H6L5 69H7V68H5V65L7 66V65H10V63H14V62H12ZM14 61H16L15 59H14ZM18 61V60H17ZM105 61V60H104ZM140 61V60H139ZM148 61V60H147ZM153 61V60H152ZM162 61V60H161ZM164 61V60H163ZM177 61V60H176ZM183 61V60H182ZM191 61V60H190ZM199 61V60H198ZM203 61V60H202ZM215 61V60H214ZM248 61H250V59L248 60ZM257 61V60H256ZM19 62V61H18ZM27 62V61H26ZM115 62V61H114ZM120 62V63H119ZM173 62H175V61H173ZM177 62H179V61H177ZM251 62V61H250ZM254 62V61H253ZM253 62H251V63H253ZM7 63V64H6ZM105 63H107V62H105ZM113 63V62H112ZM116 63V62H115ZM139 63V62H138ZM150 63V62H149ZM163 63V62H162ZM191 63H192V61H191ZM196 63V62H195ZM200 63H201V61H200ZM203 63V62H202ZM209 63H211V62H209ZM22 64H23V62H22ZM142 65H143V62L141 63ZM147 64V63H146ZM152 64V63H151ZM177 64V63H176ZM181 64V63H180ZM193 64H194V61H193ZM192 64V65H193ZM204 64H206L205 63V61H204V63L202 64V65H204ZM213 64V63H212ZM264 64V63H263ZM15 65V64H14ZM110 65V64H109ZM195 65V64H194ZM200 65V64H199ZM199 65H198V67H199ZM31 66V65H30ZM187 66V65H186ZM22 68H23V65L21 66ZM26 67H27V65H26ZM29 67V66H28ZM153 67V66H152ZM151 67V68H152ZM160 67H161V64H160ZM164 67V66H163ZM181 67V66H180ZM205 67V66H204ZM210 67V65L209 64H207V69ZM212 67L213 66H211V69H212ZM9 68L10 69H12L11 68V66H9ZM32 68V70H33V72H30V74H31V82L33 83V81H35L34 83H35V85H34V88H35V90H36V93H37V96H38V94L39 95H41L43 98H45L47 101L46 102H48V101H50L51 103L53 102V99H55L56 100V97H57V94H58V89H56L55 87H52V85L51 86H48V85H46V83L44 82V79H42V76L43 75H41V73H40V70H39V68L38 67H36V66H32L31 67ZM188 68V67H187ZM201 68V67H200ZM205 68V69H206ZM17 69V68H16ZM28 69V68H27ZM189 69V68H188ZM19 70V69H18ZM22 70H24V69H22ZM149 70V69H148ZM152 70V69H151ZM187 70V69H186ZM201 70V69H200ZM217 70V69H216ZM14 71V70H13ZM20 71V70H19ZM18 71V72H19ZM26 72H27V70H25ZM153 71V70H152ZM202 71V70H201ZM209 71H210V73L212 74V72H213V70H212V72H211V70L210 69H208L207 70V72L209 73ZM214 71H215V69H214ZM21 72V71H20ZM202 72H204V71H202ZM17 72L15 71V74H16ZM123 73V72H122ZM13 74V73H12ZM18 74V73H17ZM21 74H22V72H21ZM30 74H26L27 76H29ZM130 74V73H129ZM196 74V73H195ZM206 74V73H205ZM214 74V73H213ZM20 75V74H19ZM25 75V74H24ZM210 75V74H209ZM14 76V75H13ZM18 76V75H17ZM23 76V75H22ZM151 76H152V74H151ZM21 77V76H20ZM26 76H24V78H25ZM121 77V78H120ZM123 77H125L124 75H123ZM12 78H14V77H12ZM19 78V77H18ZM23 78V79H24ZM8 79H10L11 80V78H8ZM36 79V80H35ZM123 79H125L126 80V78H123ZM128 79V78H127ZM185 79H187V78H185ZM189 79V78H188ZM191 79V78H190ZM1 80V81H2ZM7 80V79H6ZM26 80H27V78H26ZM30 80V79H29ZM124 80V81H125ZM193 80V79H192ZM7 81H9V80H7ZM129 81H130V79H129ZM190 81V80H189ZM194 81V80H193ZM257 81V80H256ZM25 82V81H24ZM28 82V81H27ZM91 82H90V84H91ZM128 82V81H127ZM150 82V81H149ZM152 82V81H151ZM178 82V81H177ZM192 82V81H191ZM250 82V81H249ZM3 83V82H2ZM7 83V82H6ZM5 82H4V84H6ZM26 83V82H25ZM126 83V82H125ZM187 83V82H186ZM19 85H20V83H18ZM145 84V83H144ZM150 84V83H149ZM159 83H157V85H158ZM194 84V83H193ZM195 84H196V82H195ZM2 85V84H1ZM6 85H9L10 86V84H6ZM24 85V84H23ZM147 85V84H146ZM151 85V84H150ZM192 85V84H191ZM191 85H188L187 86V88H189ZM246 85V84H245ZM13 86V85H12ZM11 86V87H12ZM55 86V85H54ZM93 86V85H92ZM143 86H145V85H143ZM198 86V85H197ZM202 86V85H201ZM1 87V86H0ZM7 87V86H6ZM30 87H31V83H30ZM149 87V86H148ZM154 87V86H153ZM3 88V87H2ZM5 88V87H4ZM8 88V87H7ZM6 88V89H7ZM144 88V87H143ZM175 88V87H174ZM193 88V87H192ZM200 88V87H199ZM202 88V87H201ZM1 89V88H0ZM5 89V90H6ZM12 89V88H11ZM14 89V88H13ZM22 89H24V88H22ZM161 89H163V88H161ZM166 89V88H165ZM190 89V88H189ZM189 89H186V90H189ZM194 89V88H193ZM250 89V88H249ZM252 89V88H251ZM3 90V89H2ZM4 90V91H5ZM19 90H20V88H19ZM25 90V89H24ZM94 90H96V89H94ZM129 90V89H128ZM164 90V89H163ZM162 90V91H163ZM182 90V89H181ZM196 90H197V88H196ZM204 90V89H203ZM8 91V90H7ZM7 91H5V92H7ZM28 91V90H27ZM140 91V90H139ZM144 91V90H143ZM151 91V90H150ZM158 91V90H157ZM161 91V90H160ZM164 91H166V90H164ZM176 91V90H175ZM189 91H192V90H189ZM1 92V91H0ZM20 92V91H19ZM23 92H26V91H23ZM131 92V91H130ZM145 92V91H144ZM195 91H192V93H194ZM9 93V92H8ZM8 93H7V95H8ZM15 93V92H14ZM28 93V92H27ZM35 93V92H34ZM128 93V92H127ZM132 93V92H131ZM130 93V94H131ZM150 93V92H149ZM159 93V92H158ZM197 93V92H196ZM3 94H5V93H3ZM31 94V93H30ZM96 94H97V92H96ZM147 94V93H146ZM151 94V93H150ZM156 94V93H155ZM189 94H191V93H189ZM204 94V93H203ZM207 94V93H206ZM235 94V93H234ZM15 95V94H14ZM25 95H27V94H25ZM36 95V94H35ZM95 95V94H94ZM143 95V94H142ZM187 95V94H186ZM194 95V94H193ZM192 95V96H193ZM225 95V94H224ZM10 96V95H9ZM9 96H7L8 98H9ZM33 96V95H32ZM41 96H39V97H41ZM158 96V95H157ZM160 96V95H159ZM158 96V97H159ZM161 96H162V94H161ZM206 96V95H205ZM4 97V96H3ZM15 97V96H14ZM13 97V98H14ZM144 97V96H143ZM180 97V96H179ZM194 97V96H193ZM222 97V96H221ZM0 98H1V96H0ZM5 98V97H4ZM16 98V99H15ZM14 98V100L13 101H11V102H9V100L10 99H8V104L10 105V107H8L9 105H6L7 107H8V109L10 108V109H12V110H8L7 109V112H10L11 113V111H14L13 113H15V115H17V119H18V122H20L22 125L20 126L19 124V126L21 127V128H24V133H23V131H22V135L23 134H25L26 136L25 137H27L26 139H25V142H26V140L27 139H29V135L31 134V125H30V123H29V119H28V116H27V110L24 108V107H22L20 104H19V100H21L20 98H18V96L17 97H15ZM19 100H18V99ZM23 98V97H22ZM29 99H30V97H28ZM27 97H26V99H28ZM33 98V97H32ZM210 98V97H209ZM219 98V97H218ZM34 99V98H33ZM37 99H38V97H37ZM41 99V98H40ZM160 99H161V101H163L161 104H163V103H165V100L164 99H162V97H160ZM166 99V98H165ZM221 99V98H220ZM250 99V98H249ZM6 100V99H5ZM18 102H17V101ZM25 100V99H24ZM42 100V99H41ZM159 100V99H158ZM2 101V100H1ZM35 101V100H34ZM101 101V100H100ZM134 101V100H133ZM161 101H159V102H161ZM198 101V100H197ZM247 101V100H246ZM6 102V101H5ZM5 102L3 101V103L5 104ZM22 102H23V100H22ZM33 102V101H32ZM158 102V103H159ZM251 101L249 100V102L247 101V103H250ZM1 103V102H0ZM27 103V102H26ZM33 103H35V102H33ZM37 103V102H36ZM44 103V102H43ZM196 103V102H195ZM195 103H193V104H195ZM214 103V102H213ZM22 104V103H21ZM30 104H31V102H30ZM40 104V103H39ZM47 104V103H46ZM54 104V103H53ZM102 104V103H101ZM166 104V103H165ZM165 104H163V106L165 105ZM168 104V103H167ZM166 104V105H167ZM190 104V103H189ZM224 104V103H223ZM2 105V104H1ZM32 105V104H31ZM36 105V104H35ZM103 106H102V108L103 107H105L104 105V103L102 104ZM170 105V104H169ZM176 105V104H175ZM197 105V104H196ZM6 106H5V108H6ZM11 106H12V108H11ZM29 106V105H28ZM37 106H39V105H37ZM37 106H33V107H37ZM44 106V105H43ZM52 106V105H51ZM161 106V105H160ZM172 105H170V107H171ZM108 107V108H109ZM166 107V106H165ZM164 107V108H165ZM176 107V106H175ZM219 107V106H218ZM27 108H29V107H27ZM39 108V107H38ZM102 108H101V110H102ZM3 109H4V106H3ZM29 110H30V108H29ZM33 111H34V109H32ZM245 110V109H244ZM1 111L3 112L4 110H2L1 109ZM5 111H6V109H5ZM37 111H39V110H37ZM100 111V110H99ZM103 111V110H102ZM104 111H105V109H104ZM142 111V110H141ZM157 111V110H156ZM180 111V110H179ZM2 112H1V114H2ZM6 112V113H7ZM32 112V111H31ZM46 112V111H45ZM107 112H108V110H107ZM153 113V112H152ZM151 113V114H152ZM162 113V112H161ZM35 114V113H34ZM43 114V113H42ZM105 114H106V111H105ZM132 114V113H131ZM145 114V113H144ZM158 114V113H157ZM246 114V113H245ZM5 115V114H4ZM3 115V116H4ZM13 115V114H12ZM32 115V114H31ZM37 115V114H36ZM41 114L39 113L38 114V117H39V119H42V115L40 116ZM47 115V114H46ZM148 115V114H147ZM162 114H159L158 116H159V118H158V120L160 119V120H162L163 122V128H161L160 130H162L163 129V132H161V133H163V135L164 136H166L165 138L163 137V138H161V139H166L167 137V139H170L171 138V136L173 137V139L175 140V142H176V144L177 143H179L178 144V146L180 145V148L182 149L181 151H182V153H184V150H186V151H189V152H187V154L188 153H190V151L194 148V144L195 145H197V147H198V144L195 142L194 143V141L197 139V137H195L194 135H193V133L192 134H190V130H189V126H188V124L187 125H184V123L183 124H179L178 122V124L177 123H173V122H169L168 120H166L165 118L166 117H164V116H161ZM154 116V115H153ZM158 116H156V117H158ZM5 117V116H4ZM16 117V116H15ZM32 117V116H31ZM144 117V116H143ZM147 117V116H146ZM155 117V116H154ZM255 117V116H254ZM253 117V118H254ZM36 118V120L38 119L37 118V116L35 117ZM129 118V119H128ZM38 119V120H39ZM45 119H48V118H46L45 117ZM258 119V118H257ZM170 120V119H169ZM33 121V120H32ZM45 121V120H44ZM108 121V122H109ZM171 121V120H170ZM253 121H255V119L253 120ZM258 121V120H257ZM17 122V123H18ZM40 122V121H39ZM47 122V121H46ZM45 122V123H46ZM156 122V121H155ZM193 122V121H192ZM40 123H42V120H41V122ZM50 123V122H49ZM106 123V122H105ZM254 123V122H253ZM4 124V123H3ZM38 124V123H37ZM126 124V125H125ZM154 124V123H153ZM157 124V123H156ZM252 124V123H251ZM241 125V124H240ZM246 125H248V124H246ZM2 126V125H1ZM5 126V125H4ZM44 126V125H43ZM141 126V125H140ZM199 126V125H198ZM239 126V125H238ZM243 126H245V125H243ZM255 126V125H254ZM34 127H35V125H34ZM41 127V126H40ZM47 127V126H46ZM49 127V126H48ZM105 127V126H104ZM155 127V126H154ZM153 127V128H154ZM205 127H206V125H205ZM204 127V128H205ZM248 127V126H247ZM252 126H250V128H251ZM7 128V127H6ZM37 128H39V125L37 126ZM106 128H108V127H106ZM152 128V127H151ZM249 128V127H248ZM249 128V129H250ZM254 128V127H253ZM253 128H251V129H253ZM258 128V127H257ZM256 128V129H257ZM2 129V128H1ZM0 129V130H1ZM4 129V128H3ZM20 129V128H19ZM34 129V128H33ZM50 129V128H49ZM140 129V128H139ZM157 129V128H156ZM155 129V130H156ZM159 129V128H158ZM208 129V128H207ZM255 129V130H256ZM261 129V128H260ZM5 130V129H4ZM40 130V129H39ZM43 130H45V128L43 129ZM47 130V129H46ZM52 130V129H51ZM57 130H59V128L58 129H56L55 131L57 132ZM113 130V129H112ZM159 130V131H160ZM236 130V129H235ZM6 131H9L10 132V130L8 129H6ZM5 131V132H6ZM54 131V130H53ZM115 131V132H116ZM158 131V130H157ZM250 131V130H249ZM249 131H247V134H249L250 132ZM252 131H254V130H251V132ZM5 132H3V133H5ZM33 132V131H32ZM37 132V131H36ZM36 132H35V134L34 135H36ZM46 132V131H45ZM50 132V131H49ZM60 131H58L57 133H59ZM113 132V131H112ZM255 132V131H254ZM0 133L2 134V132L0 131ZM14 133V132H13ZM63 133V132H62ZM70 133L71 134H74V131L73 130H71L70 131ZM138 133V132H137ZM143 132H141L140 133V131H139V134H142ZM150 133V132H149ZM161 133H160V136H162L161 135ZM7 134V133H6ZM6 134L4 135V134H2V136L4 135V137L6 136ZM16 134V133H15ZM41 134V133H40ZM43 134V133H42ZM42 134H41V136H42ZM56 134V133H55ZM60 134V133H59ZM113 134V133H112ZM134 134V133H133ZM139 134H136V135H139ZM144 134V133H143ZM142 134V135H143ZM152 134V133H151ZM251 134V138H253L252 136L254 135V133L252 132V133H250ZM10 135V134H9ZM12 135V134H11ZM10 135V136H11ZM52 134H51V132H50V135L48 136L47 135V132H46V134H44L43 135V141H44V143H41V141H40V143L41 144H43V147L42 148H44V153H45V156H44V161H41V159L40 158H38V156H36V152L30 147V146H28V145H24L23 147L21 146H17V145H15V144H13L12 142L10 143V145L8 144V146H10V147H8L9 149L8 150H10V148H11V150H10V153L8 154V157L6 156V160L7 161H9V163L11 164V166L14 168V170H15V175L18 177V178H20L21 180H22V182H23V184L25 185V187H26V189H27V187L29 188V189H32L33 191H35L36 192V196L38 195V197L39 198H41V201H42V207L45 209V211L47 212V217L48 218H46V219H48L49 221H50V225L51 226H53L54 227V229H55V227H56V229H58V233H57V238L58 239H55V242L56 241H60V240H67V241H69L72 245H74V249L75 248H77V246H78V248L80 247V246H85V247H89V248H87V250H84L85 252L86 251H89L88 249H90V253H92V251H94L93 253H94V255L93 256H95V260L97 261V263H100V262H102L101 261V259H107V260H105V261H107V263L106 264H129L128 263V260H129V258L130 257H128L129 256V254L132 256V257H134L135 258V260H137L138 261V263H142V259H144L142 256H141V254H142V241H141V238H142V235L143 234H141V233H139L140 231H139V229H135V236L137 237V240L135 241V243H134V245H130V243L126 240H121V241H117V237H115L114 238V236H111V233H109L110 231L108 230L109 228H110V226H109V222H116V219H117V217H116V212H118V211H116L115 212V208H117L116 206H121L122 204L123 205H125V206H128V200H130V201H134V200H131L132 198H131V192L128 194V192H126V187L125 188H118V186L117 185H115V183H112V181L110 182V181H105V179H101L99 176H97V175H95V176H93V174H92V177H91V179L90 180H87V181H89V183H87V184H83V185H80V184H69V186H67V191H68V195L67 196H64V194H63V185H61L62 183H61V180L59 181H57V180H55V190H51V189H49L48 187H47V181L45 180V177H46V175L47 174H49L50 173V165L51 164H49V162H52V166H54L55 167V164H56V162H55V160H54V158H56V159H58V157H57V155L56 156H51V154H49V152H50V145L52 144V142L54 141V139H52L53 137L51 136ZM58 135V134H57ZM135 135V136H136ZM141 135V136H142ZM16 136V135H15ZM24 136V135H23ZM37 136V135H36ZM35 136V137H36ZM40 136V135H39ZM40 136V137H41ZM145 136V134L143 135V137ZM156 136V135H155ZM201 136V135H200ZM244 136V135H243ZM7 137H8V134H7ZM12 137H14V134H13V136ZM18 137V136H17ZM112 137V136H111ZM115 137V136H114ZM146 138H147V135L145 136ZM199 137V136H198ZM202 137V136H201ZM249 138H250V135L248 136ZM16 137H14V138H11L12 140H14ZM24 138V137H23ZM34 138V137H33ZM151 138V137H150ZM155 138V137H154ZM158 139L157 140H159V138L160 137H157ZM196 138V139H195ZM200 138V137H199ZM250 138V139H251ZM259 138H260V136H259ZM3 139V138H2ZM10 139V140H11ZM17 139V138H16ZM15 139V140H16ZM31 139V138H30ZM39 139V138H38ZM37 139V140H38ZM74 139V138H73ZM75 139H76V137H75ZM113 139V138H112ZM117 139V138H116ZM116 139H114V140H116ZM142 139V138H141ZM144 139V138H143ZM160 139V140H161ZM172 139V140H173ZM246 139H247V137H246ZM257 139H258V137H257ZM4 140V139H3ZM7 140V139H6ZM9 140V141H10ZM21 140V139H20ZM36 140V139H35ZM77 141H78V146L80 147V149L82 150V153H81V155L83 154V155H85V161H87V162H89L90 161V159H88V151H87V144H86V142L81 138V137H77V139H76ZM146 141H147V139H145ZM148 140H150V139H148ZM1 141V140H0ZM24 141V139L22 140V142ZM28 141H30V140H28ZM42 141V142H43ZM118 141H117V143H118ZM151 141V140H150ZM168 142H170L169 140H167ZM2 142H4V141H2ZM14 142V141H13ZM17 142V144H19L18 143V141H16ZM15 142V143H16ZM32 142V141H31ZM30 142V143H31ZM148 142V141H147ZM152 142V141H151ZM150 142V143H151ZM155 142V141H154ZM165 143H166V140L164 141ZM252 142V141H251ZM254 142V141H253ZM9 143V142H8ZM27 143V142H26ZM37 143H38V141H37ZM36 143V144H37ZM157 143H160V141H158ZM171 143V142H170ZM13 144V145H12ZM23 144H25V143H23ZM39 144V143H38ZM41 144H40V146H41ZM163 143H161V145H162ZM166 144H168V143H166ZM165 144V145H166ZM250 144V143H249ZM1 145V144H0ZM6 145V144H5ZM31 145V144H30ZM151 145H153V147H154V145L155 146H157L156 144H154L153 142L151 143ZM207 145H209V144H207ZM215 145V144H214ZM213 145V146H214ZM3 146V145H2ZM36 146V145H35ZM39 146V145H38ZM121 146V145H120ZM166 146H168V145H166ZM170 146V145H169ZM172 146V145H171ZM176 146V145H175ZM205 146H206V144H205ZM162 147V146H161ZM193 147V148H192ZM196 147V148H197ZM217 147V146H216ZM33 148H35V147H33ZM37 148V147H36ZM35 148V149H36ZM40 148V147H39ZM163 148V147H162ZM173 148V150H175L174 149V147H172ZM178 148V152H177V155L180 153V149H179V147H177ZM189 148H191V150L189 149ZM195 148V149H196ZM203 148V147H202ZM1 149V148H0ZM41 149V148H40ZM151 150L153 149V148H150ZM166 149V148H165ZM168 149H169V147H168ZM170 149H171V147H170ZM169 149V150H170ZM184 149V150H183ZM198 149V148H197ZM207 149V148H206ZM4 150V149H3ZM6 150V149H5ZM4 150V151H5ZM162 150V149H161ZM194 150V149H193ZM193 150L191 151V153L190 154H192L193 153ZM203 150V149H202ZM220 150V149H219ZM2 151V150H1ZM38 151V150H37ZM42 151V150H41ZM155 151V150H154ZM171 151V153H169L168 154V156L171 154V155H173V154H175V152H172V149L170 150ZM176 151V150H175ZM185 151V152H186ZM197 150H195V152H196ZM8 152V151H7ZM153 152V151H152ZM163 152V151H162ZM215 152V151H214ZM214 152L212 153V154H214ZM43 153V152H42ZM159 153V152H158ZM168 152H166L165 153V155L167 154ZM221 153V151L219 152V154ZM241 153V152H240ZM239 153V154H240ZM5 155H6V153H4ZM160 154V153H159ZM186 154V153H185ZM185 154H181L182 156L183 155H185ZM194 154V153H193ZM196 154H198L197 152H196ZM195 154V155H196ZM204 154V153H203ZM218 154V153H217ZM222 154V153H221ZM220 154V155H221ZM223 154H224V152H223ZM222 154V155H223ZM243 154V153H242ZM4 155V156H5ZM171 155H170V157H171ZM194 155V156H195ZM222 155H221V158H222ZM241 155V154H240ZM3 156V155H2ZM176 156V155H175ZM182 156H180L179 155V157H181V159H183V158H185V157H182ZM187 156V155H186ZM197 156V155H196ZM196 156H195V162H196ZM218 157H219V155H217ZM263 156V155H262ZM41 157V156H40ZM84 157V156H83ZM169 157V158H170ZM176 157H178V156H176ZM175 157V158H176ZM178 157V158H179ZM188 157H189V155H188ZM239 157H241V156H239ZM0 158H1V156H0ZM3 158V157H2ZM174 158V159H175ZM177 158V159H178ZM191 158V157H190ZM189 158V159H190ZM205 158V157H204ZM213 158V157H212ZM214 158H215V156H214ZM212 159L211 161H215L216 160V158L215 159ZM230 158V157H229ZM170 159H172V158H170ZM176 159V160H177ZM186 159V158H185ZM188 159V160H189ZM219 159V158H218ZM227 159H228V157H227ZM260 159H262V158H260ZM264 159V158H263ZM48 160H49V162H48ZM139 160V161H140ZM173 160V159H172ZM175 160V161H176ZM179 160V159H178ZM187 160V159H186ZM192 160H194V157L193 158H191V163H193L192 162ZM221 160V159H220ZM7 161H5V162H7ZM166 161V160H165ZM169 161V160H168ZM181 161H183V160H181ZM200 161V160H199ZM262 161V160H261ZM260 161V162H261ZM170 162V161H169ZM185 162V164L183 165V162H182V165H183V167H186L185 165L187 164L188 165V163L186 162V161H184ZM189 162V161H188ZM202 162V161H201ZM237 162V161H236ZM238 162H240V161H238ZM260 162H259V164L258 163H255L256 164V166H258V165H261L262 166V164H260ZM262 162H264V161H262ZM58 165H59V168H63V166L61 165V163H60V160L58 159ZM86 163V162H85ZM91 163H92V161H91ZM176 163V162H175ZM233 163V162H232ZM4 164H6V163H4ZM168 164V163H167ZM171 164V163H170ZM177 164V163H176ZM179 164V163H178ZM178 164L177 165H175L174 164V161H173V166L172 167H174V165L176 166V167H178ZM190 164V163H189ZM194 164V163H193ZM196 164H198L197 162L194 164V165H196ZM234 164V163H233ZM241 164V165H240ZM240 164H238V165H240V167L239 166H237V167H239V168H237V167H235V168H237V169H239L241 172H242V174H244L243 175V177H244V183H243V181H242V183L241 184H244L245 185V182H247L252 176H250V175H253V174H255L254 172H256V170H258L259 171V169L258 168H256V167H254V165L253 166H249L247 163L245 164V165H243L241 162H240ZM258 164V165H257ZM94 165V164H93ZM169 165V164H168ZM180 165V164H179ZM182 165H180V167L182 166ZM198 165H200V164H198ZM202 165V164H201ZM212 165H213V162H212ZM235 165V164H234ZM236 165H237V163H236ZM167 166V165H166ZM170 166V165H169ZM189 166V165H188ZM187 166V167H188ZM209 166H211V164L209 165ZM233 166V165H232ZM261 166H258L259 168L261 167ZM6 167V166H5ZM5 167H3L4 168V170L6 169ZM171 167V166H170ZM176 167H175V169H176ZM194 168L193 169H195L196 170V168H198L197 167V165L196 166H193ZM196 167V168H195ZM214 167V166H213ZM263 167H264V163H263ZM3 168L1 169L0 168V182H2L3 183V189H2V191H1V193H2V195L3 196H6V199L8 198V200L10 199L12 202H13V204H14V207L15 208H13L14 210H13V212L11 213L10 212V210L9 211H7V209H9L8 207H7V209H6V207L4 208L5 209V211H7L6 213H4V214H0L1 216H0V227H1V229H6V231H10V232H12V234H14L15 235V237H17V239L18 240H16V241H19V243H20V245H22L23 246V248L24 247H26V249L28 248V250L27 251H29V252H33V253H36V254H42V252L41 251H39L40 249H38V246H39V244L37 245V243L35 242V240H33L34 238H31V236L29 237V238H31V240H29L28 238H27V236L30 234V231L28 232V230H33L35 233L34 234H36V232H37V234H39L40 235V230H39V228H40V222H39V218H37V213H36V211L31 207V206H29V205H27V204H25L22 200H21V198L18 196L17 197V195H13V193H12V189H11V187L9 186V184L7 183V174H6V172L3 170ZM9 168V167H8ZM190 168V167H189ZM211 168V167H210ZM232 168V167H231ZM234 168V169H235ZM184 169V168H183ZM188 169V168H187ZM191 169V168H190ZM215 169V168H214ZM233 169V170H234ZM57 170V169H56ZM172 170V169H171ZM179 170H182L181 168H179ZM185 170H186V168H185ZM217 170V169H216ZM7 172H8V170H6ZM10 171V170H9ZM11 171H12V169H11ZM58 171V170H57ZM60 171V170H59ZM64 171V170H63ZM66 171V170H65ZM170 171V170H169ZM176 171V170H175ZM178 171V170H177ZM190 171V170H189ZM188 171V172H189ZM207 171V170H206ZM239 171V172H240ZM55 172V171H54ZM196 172V171H195ZM234 172H235V170H234ZM260 172V171H259ZM10 173V172H9ZM8 173V174H9ZM53 173V172H52ZM64 173V172H63ZM73 173V172H72ZM76 173V172H75ZM75 173H73L74 174V176L73 177H76V178H78V176L79 175H77V174H75ZM142 173V172H141ZM191 173V172H190ZM213 173V172H212ZM257 173V172H256ZM65 174H67V173H65ZM192 174V173H191ZM61 175V174H60ZM85 175H86V173H85ZM184 175V174H183ZM193 175V174H192ZM191 175V176H192ZM198 175V174H197ZM206 175V174H205ZM208 175V174H207ZM206 175V176H207ZM241 175V174H240ZM258 175V174H257ZM261 175V174H260ZM52 176V175H51ZM69 176V175H68ZM143 176V177H144ZM187 176V175H186ZM70 177V176H69ZM87 177V176H86ZM89 177V176H88ZM178 177V176H177ZM181 176H179V178H180ZM233 177V176H232ZM256 177V176H255ZM254 177V178H255ZM9 178V177H8ZM85 178V177H84ZM190 178V177H189ZM192 178H194V177H191V179ZM203 178H204V175H203ZM203 178H201V180L203 179ZM241 178V177H240ZM249 178V179H248ZM52 179H53V176H52ZM59 179V178H58ZM79 179V178H78ZM81 179H83V178H81ZM230 179V178H229ZM242 179V178H241ZM257 179H258V177H257ZM260 179V178H259ZM258 179V180H259ZM74 180V179H73ZM77 180V179H76ZM119 180V179H118ZM144 180V179H143ZM182 180V179H181ZM190 180V179H189ZM195 180V179H194ZM199 180V179H198ZM205 180V179H204ZM203 180V181H204ZM207 180H208V178H207ZM206 180V181H207ZM231 180V179H230ZM65 181V180H64ZM86 181V180H85ZM180 181V180H179ZM236 181V180H235ZM250 181V180H249ZM20 182V181H19ZM54 182V181H53ZM82 182V181H81ZM185 182V181H184ZM199 182H200V180H199ZM252 182V181H251ZM21 183V182H20ZM52 183V182H51ZM69 183V182H68ZM74 183V182H73ZM86 183V182H85ZM144 183H145V181H144ZM192 183H193V181H192ZM203 183V182H202ZM202 183H201V185H202ZM205 183V185H206V183H208V181L207 182H204ZM233 183H234V181H233ZM22 184V183H21ZM123 184V183H122ZM194 185L196 184L195 182L193 183ZM198 184V183H197ZM208 184H210V183H208ZM207 184V185H208ZM240 184V185H241ZM253 184V183H252ZM256 184V183H255ZM254 184V185H255ZM2 185V184H1ZM23 185V186H24ZM140 185V184H139ZM179 185H180V183H179ZM216 185V184H215ZM243 185V187H245ZM53 186V185H52ZM127 186H129V185H127ZM196 186H198V185H196ZM209 186V185H208ZM257 186V185H256ZM138 187V186H137ZM148 187V188H149ZM201 187V186H200ZM203 187H207V186H202V188ZM212 187V186H211ZM65 188V187H64ZM140 188V187H139ZM194 188V187H193ZM207 188H209V189H211L210 187H207ZM242 188V187H241ZM206 189V188H205ZM204 189V190H205ZM250 189V188H249ZM65 190V189H64ZM200 190V189H199ZM207 190V189H206ZM218 189H216V191H217ZM223 190V189H222ZM244 190V189H243ZM242 190V192H244ZM248 190V189H247ZM125 191V192H124ZM238 191V190H237ZM34 192V193H35ZM210 192V191H209ZM214 192V191H213ZM241 192V191H240ZM248 192V191H247ZM254 192V191H253ZM245 193H246V191H245ZM260 193V192H259ZM247 194V193H246ZM251 194H252V192H251ZM1 194H0V196H2ZM87 195H90L91 196V198L92 199H94L95 200V204L97 205V203H96V201L98 200V199H100L99 201H101L102 199H103V202H104V206H100L101 207V209H98V211H97V214H95L92 210H89V209H87V208H85L84 207V205L83 204H81V202H82V200L84 201V199H85V197L87 196ZM161 195V196H162ZM243 195V194H242ZM246 196V195H245ZM250 196V195H249ZM257 196V195H256ZM221 197V196H220ZM226 197V196H225ZM5 198V197H4ZM102 198V199H101ZM116 198V199H115ZM135 198V197H134ZM133 198V199H134ZM208 198V197H207ZM243 198H244V196H243ZM247 198V197H246ZM254 198V197H253ZM263 198V197H262ZM143 199V198H142ZM252 199V198H251ZM258 199V198H257ZM117 200V201H116ZM164 200V199H163ZM221 200V199H220ZM245 199H243V201H244ZM264 200V199H263ZM6 201V200H5ZM166 201V200H165ZM206 201V200H205ZM209 201V200H208ZM213 201V200H212ZM212 201H210V202H212ZM226 201V200H225ZM248 201H249V197H248ZM260 201V200H259ZM144 202V201H143ZM251 202V201H250ZM261 202V201H260ZM0 203H1V201H0ZM5 203V202H4ZM132 203V202H131ZM213 203V202H212ZM248 203V202H247ZM255 203H256V201H255ZM70 205L71 206V208H72V211H71V209H70V211H69V208L67 209V205ZM166 204V203H165ZM211 204V203H210ZM214 205L216 204L215 202L213 203ZM212 204V205H213ZM5 205V204H4ZM6 205H7V203H6ZM11 205V204H10ZM145 205V204H144ZM153 205H154V203H153ZM163 205V204H162ZM211 205V206H212ZM263 205V204H262ZM261 205V206H262ZM69 206V207H70ZM155 206V205H154ZM4 207V206H3ZM130 207V206H129ZM136 207V206H135ZM210 207V206H209ZM213 207V206H212ZM227 207V206H226ZM229 207H231V206H229ZM241 207V206H240ZM258 207H260V206H258ZM257 207V208H258ZM211 208V207H210ZM214 208H215V206H214ZM218 208V207H217ZM217 208H215V209H217ZM221 208V207H220ZM245 208V207H244ZM40 209V208H39ZM226 209V208H225ZM231 208H229V210H230ZM234 209V208H233ZM261 209V208H260ZM263 209V208H262ZM219 210V209H218ZM223 211H224V209H222ZM243 210V209H242ZM250 210V209H249ZM74 211V212H73ZM161 211H164V209L163 210H161ZM244 211V210H243ZM225 212H226V210H225ZM245 212V211H244ZM45 213V212H44ZM90 213H92V214H94L96 217H97V220L94 222V220H93V218H92V216L90 215ZM159 213H161V212H159ZM256 213V212H255ZM102 214L103 215H105V214H108L107 215V217H108V225H106V224H104V225H106V226H104L103 224H101V220L102 219H99L98 218V216L99 217H101L102 216ZM244 215H245V213H243ZM247 214H248V212H247ZM251 214V213H250ZM118 216V215H117ZM120 217H118L119 219H124V215H119ZM95 217V218H96ZM171 217V216H170ZM243 217H245V216H243ZM262 217V216H261ZM260 217V218H261ZM249 218V217H248ZM107 219V218H106ZM171 219H173V218H171ZM175 219V218H174ZM242 219V218H241ZM228 220V219H227ZM250 220V219H249ZM48 221V222H49ZM151 221H152V223H151ZM233 221V220H232ZM237 221V220H236ZM244 221V220H243ZM111 222V223H112ZM125 223V222H124ZM172 223H174V225L172 224ZM234 223V222H233ZM247 223V222H246ZM131 224H133V221H132V223ZM115 225V224H114ZM119 225V224H118ZM137 225V224H136ZM206 225V226H207ZM226 225V224H225ZM244 225V224H243ZM250 225H252V222H250V224L248 225V226H250ZM49 226V225H48ZM112 226V225H111ZM173 226V227H172ZM194 226H196V225H194ZM232 227L234 226V228L236 227L235 225H231ZM245 226V225H244ZM253 226V228L255 227L254 225H252ZM115 227V226H114ZM142 227V229H143V226H141ZM199 227V226H198ZM208 227V226H207ZM247 227V226H246ZM52 228V227H51ZM132 228V227H131ZM139 228V227H138ZM144 228H146V227H144ZM178 229V231H179V236H178V238H176L175 239V237H174V229ZM234 228H231V230L233 229L234 230ZM248 228H251V227H248ZM247 228V229H248ZM176 229V230H177ZM200 229V228H199ZM214 229H216L215 227H214ZM213 229V230H214ZM254 229H257V228H254ZM261 229V228H260ZM22 230L23 231H27L29 234H27L26 236H25V232L23 233V235L20 233V231L22 232ZM51 230V229H50ZM49 230V231H50ZM141 230V229H140ZM144 230V229H143ZM150 230V229H149ZM233 230H232V232L231 233H234L233 232ZM3 231V230H2ZM1 231V232H2ZM32 231V232H33ZM53 231V230H52ZM215 231V230H214ZM219 231V230H218ZM222 231V230H221ZM245 231V230H244ZM251 231H252V229H251ZM255 230H253V232H254ZM260 231V230H259ZM32 232H31V234H32ZM120 232V231H119ZM134 232V231H133ZM201 232V231H200ZM220 232V231H219ZM219 232H218V234H219ZM241 232V231H240ZM246 232H248V231H246ZM9 233V232H8ZM53 233V232H52ZM51 233V234H52ZM114 233V232H113ZM221 233V232H220ZM223 233V232H222ZM237 233V232H236ZM235 233V234H236ZM243 233V232H242ZM252 232H250V234H251ZM264 233V232H263ZM7 234V233H6ZM36 234V235H37ZM58 234L59 235H61L60 236V238H59V236H58ZM110 234V235H109ZM131 234V233H130ZM244 234V233H243ZM246 234V233H245ZM248 234V233H247ZM256 234H257V232H256ZM9 235V234H8ZM14 235H12L13 237H14ZM35 235V237L36 238H39V237H37ZM134 235V234H133ZM210 235V234H209ZM234 235V234H233ZM254 235H255V232H254ZM260 235V234H259ZM3 235H1V237H2ZM11 236V237H12ZM34 236V235H33ZM32 236V237H33ZM53 236V235H52ZM116 236V235H115ZM211 236V235H210ZM218 236V235H217ZM225 236V235H224ZM227 236V235H226ZM241 236V235H240ZM248 236V235H247ZM43 237V236H42ZM46 237V236H45ZM56 237V236H55ZM223 238V236L222 235H220L219 234V238L220 239H222ZM4 238H5V236H4ZM26 238V239H25ZM53 238V237H52ZM51 238V239H52ZM226 238V237H225ZM249 238H250V236H249ZM47 239V238H46ZM46 239H45V241H46ZM60 239V240H59ZM204 239V238H203ZM252 240V239H251ZM2 241V246L4 247L3 249L5 250V252H7V250L8 251H10L9 253H16V252H21V251H19V249H18V246H17V244H19V243H15V244H13L12 242H8L7 240H5V239H3L2 238V240H0V242ZM39 241V240H38ZM173 241V240H172ZM171 241V242H172ZM212 241V240H211ZM228 241V240H227ZM233 241V240H232ZM249 241V240H248ZM257 241V240H256ZM41 242V241H40ZM54 242V241H53ZM54 242V243H55ZM64 242V241H63ZM117 242H118V244H117ZM203 242H205V241H203ZM214 242V241H213ZM239 242V241H238ZM255 242V241H254ZM57 243V242H56ZM62 243V242H61ZM191 243V244H190ZM222 243V242H221ZM225 243H227V242H225ZM235 243V242H234ZM256 243V242H255ZM1 244V243H0ZM41 244V243H40ZM51 244H53V243H51ZM120 244V246L121 247H119L118 245ZM167 244V243H166ZM238 244V243H237ZM236 245V244H235ZM260 245V244H259ZM21 246V247H22ZM47 246V245H46ZM55 246V245H54ZM177 246V245H176ZM195 246V247H196ZM200 246V245H199ZM254 246V245H253ZM20 247V246H19ZM42 247V246H41ZM62 247H63V245H62ZM73 247V246H72ZM163 247V246H162ZM178 247V248H179ZM203 247V246H202ZM257 247V246H256ZM2 248V247H1ZM45 248V247H44ZM61 248V247H60ZM59 248V249H60ZM179 248V249H180ZM223 248V247H222ZM253 248V247H252ZM2 249V250H3ZM42 249V248H41ZM49 249V248H48ZM68 249V248H67ZM74 249H72V250H74ZM84 249V248H83ZM82 249V250H83ZM203 249V248H202ZM248 249H249V247H248ZM254 249V248H253ZM258 249V248H257ZM61 250V249H60ZM78 250V249H77ZM167 250V249H166ZM204 250V249H203ZM223 250V249H222ZM83 251V252H84ZM160 251V250H159ZM162 251V250H161ZM172 251V250H171ZM190 251V252H189ZM194 251V250H193ZM193 251H192V253H193ZM197 251V250H196ZM244 251V250H243ZM255 251H257V250H255ZM259 251V250H258ZM261 251V250H260ZM79 252V251H78ZM106 252V253H105ZM144 252V251H143ZM182 252V251H181ZM46 253V252H45ZM55 253V252H54ZM87 254H88V252H86ZM224 254H225V252H223ZM236 253V252H235ZM253 253H255L254 251H253ZM17 255H18V253H16ZM21 254H22V252H21ZM25 254V253H24ZM44 254V253H43ZM43 254L41 255V256H39L40 258H42L43 257ZM85 254V253H84ZM106 254H112L113 255V258L111 259V258H109L108 256H105ZM128 256H127V255ZM172 254H173V252H172ZM172 254H170V255H172ZM180 254V253H179ZM181 254H183V253H181ZM180 254V255H181ZM196 254H198L197 252H196ZM232 254V253H231ZM237 254V253H236ZM264 254V253H263ZM1 255V254H0ZM58 255V254H57ZM56 255V256H57ZM71 255V254H70ZM143 255V254H142ZM180 255H178L179 257H180ZM13 256V255H12ZM52 256V255H51ZM142 258H141V257ZM145 256V255H144ZM194 256V255H193ZM192 256V257H193ZM199 255H196V257H198ZM207 256V255H206ZM205 256V257H206ZM221 256H223L222 254H221ZM229 256L230 255H228V258H229ZM244 256V255H243ZM260 256V255H259ZM264 256V255H263ZM4 257V256H3ZM22 257H24V258H26L25 260H27V261H29L28 263L29 264H37V261H34V260H32L31 258H29L28 256H26V255H21L20 256V258H22ZM45 257H47V256H45ZM44 257V258H45ZM111 257V256H110ZM146 257V256H145ZM203 257V256H202ZM225 257V256H224ZM13 258V257H12ZM11 258V259H12ZM15 258V257H14ZM18 258V257H17ZM39 258V259H40ZM43 258V259H44ZM81 258V257H80ZM85 258H86V256H85ZM87 258L89 259V257H88V255H87ZM91 259H92V256L90 257ZM181 259H182V257H180ZM259 258V257H258ZM4 259V258H3ZM9 259V258H8ZM23 259V258H22ZM87 259V260H88ZM90 259V261H92ZM200 259V258H199ZM204 259V258H203ZM226 259V258H225ZM231 259H233V257L231 258ZM236 259V258H235ZM66 260V259H65ZM70 260V259H69ZM83 260V259H82ZM145 260V259H144ZM148 260V259H147ZM175 260V259H174ZM183 260V259H182ZM192 260V259H191ZM19 261V260H18ZM89 261V262H90ZM104 261V262H105ZM131 261H133V260H131ZM206 261H207V259H206ZM205 261V262H206ZM231 261V260H230ZM229 261V262H230ZM236 261H237V259H236ZM10 262V261H9ZM15 262V261H14ZM54 262V261H53ZM77 262V261H76ZM93 262H94V260H93ZM228 262V261H227ZM11 263V262H10ZM13 263V262H12ZM27 263V264H28ZM45 263V262H44ZM55 263V262H54ZM88 263V262H87ZM148 263V262H147ZM175 263V262H174ZM185 263V262H184ZM197 263V262H196ZM238 263H240V261L238 262ZM259 263V262H258ZM15 264V263H14ZM21 264V263H20ZM24 264V263H23ZM67 264V263H66ZM76 264V263H75ZM89 264V263H88ZM91 264V263H90ZM101 264V263H100ZM102 264H104V263H102ZM167 264V263H166ZM187 264V263H186ZM194 264V263H193ZM206 264H207V262H206ZM209 264V263H208ZM222 264V263H221ZM247 264V263H246ZM249 264V263H248ZM251 264V263H250Z\"/></svg>",
	"mask_w": 264,
	"mask_h": 264
}]
</instances>
